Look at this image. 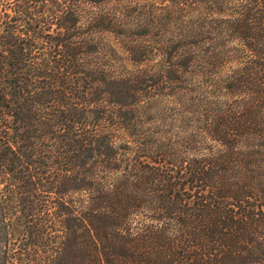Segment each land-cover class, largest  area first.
I'll list each match as a JSON object with an SVG mask.
<instances>
[{"label": "trees", "instance_id": "obj_1", "mask_svg": "<svg viewBox=\"0 0 264 264\" xmlns=\"http://www.w3.org/2000/svg\"><path fill=\"white\" fill-rule=\"evenodd\" d=\"M0 264H264V0H0Z\"/></svg>", "mask_w": 264, "mask_h": 264}]
</instances>
